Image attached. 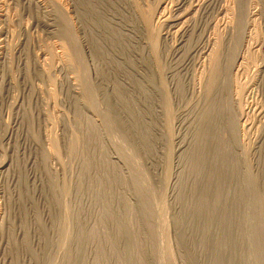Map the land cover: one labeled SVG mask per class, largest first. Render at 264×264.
Segmentation results:
<instances>
[{"label":"rangeland","instance_id":"1","mask_svg":"<svg viewBox=\"0 0 264 264\" xmlns=\"http://www.w3.org/2000/svg\"><path fill=\"white\" fill-rule=\"evenodd\" d=\"M0 264H264V0H0Z\"/></svg>","mask_w":264,"mask_h":264},{"label":"bare ground","instance_id":"2","mask_svg":"<svg viewBox=\"0 0 264 264\" xmlns=\"http://www.w3.org/2000/svg\"><path fill=\"white\" fill-rule=\"evenodd\" d=\"M205 48H207V47H203V49H205ZM203 49H201V50H203ZM197 50H199V49H197ZM195 52V51H194Z\"/></svg>","mask_w":264,"mask_h":264}]
</instances>
